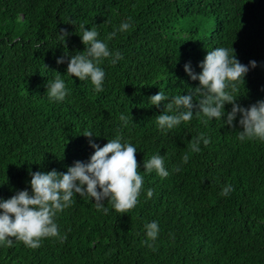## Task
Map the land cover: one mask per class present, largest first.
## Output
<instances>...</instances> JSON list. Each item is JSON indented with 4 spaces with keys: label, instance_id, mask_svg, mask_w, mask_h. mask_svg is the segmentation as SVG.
<instances>
[{
    "label": "trees",
    "instance_id": "1",
    "mask_svg": "<svg viewBox=\"0 0 264 264\" xmlns=\"http://www.w3.org/2000/svg\"><path fill=\"white\" fill-rule=\"evenodd\" d=\"M124 20L132 28L107 41L123 59L100 64L102 92L70 79L67 63L56 64L63 53L84 50L81 25L95 26L107 40ZM62 29L69 34L64 46ZM215 47H232L241 64L257 62L237 85V103L247 108L264 99V0H0V198L30 191L31 173H64L86 162V131L101 147L116 135L133 144L144 178L137 205L126 213L105 201V214L74 195L55 218L60 236L37 249L18 241L0 246V264H264V141L237 139L239 115L228 127L224 118L205 124L195 110L190 122L164 133L156 125L163 105L148 101L158 91L175 96L197 87L183 66L199 73ZM57 73L69 89L62 102L46 92ZM200 133L210 143L193 153ZM157 152L167 178L143 171ZM226 184L233 190L221 196ZM153 220L159 233L149 247L144 224Z\"/></svg>",
    "mask_w": 264,
    "mask_h": 264
},
{
    "label": "clouds",
    "instance_id": "2",
    "mask_svg": "<svg viewBox=\"0 0 264 264\" xmlns=\"http://www.w3.org/2000/svg\"><path fill=\"white\" fill-rule=\"evenodd\" d=\"M80 27L79 38L84 50L70 56L63 53L56 58V64L67 63L65 73L70 79L74 77L79 81H89L93 91L100 93L104 90L106 75L100 64L108 60L115 65L123 59L118 50L110 49L107 41L116 38L118 33L129 31L132 23L130 20L122 21L108 34L107 40L98 38L95 26ZM68 35L63 29L58 34L63 46ZM256 66L257 62L254 60L249 61L248 65L241 64L232 47H215L207 51L197 65L199 73L192 71L190 63H186L183 66L184 73L190 80L197 81L198 86L186 94L175 96L158 91L148 99L152 106L163 105V111L156 116L157 128L167 133L182 122H190L194 110L195 115L202 116L205 124L224 118L223 124L228 127L233 126L239 115L238 125L241 130L238 131L237 139L240 142L253 139L264 141V99L245 108L237 103L239 96L235 95L237 85L244 82L250 68ZM62 76L57 73L54 80L46 83L47 95L55 102H62L69 95ZM225 105H231L227 114L224 111ZM120 120L127 124L124 115L120 116ZM83 136L90 138L88 144L92 149L86 162L75 161L64 173H58L55 169L46 173H31L30 191L19 190L8 199L0 198V246L11 247L18 241L25 247L37 249L43 239L60 236L55 218L73 203L74 195L90 199L97 211L105 214L109 212L105 201L117 213H126L137 205L144 178L138 171L136 147L121 135L108 139L102 147L91 139L97 136L92 131H86ZM201 143L205 146L210 143V139L203 133L191 141V151L200 152ZM188 160L189 156L185 154L182 164L188 163ZM143 171L146 174L155 172L161 178L170 175L165 167L164 156L159 155V152L143 162ZM173 171L180 172L181 167L177 166ZM232 190V186L226 184L219 194L228 196ZM152 195V189H147L146 198H151ZM144 229V243L151 247L149 242L157 239L159 225L153 220L145 223Z\"/></svg>",
    "mask_w": 264,
    "mask_h": 264
}]
</instances>
